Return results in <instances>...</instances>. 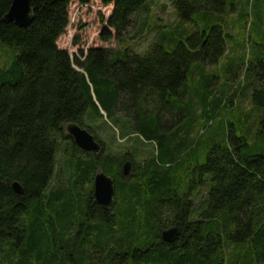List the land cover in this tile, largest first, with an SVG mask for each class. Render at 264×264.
Wrapping results in <instances>:
<instances>
[{
	"label": "trees",
	"instance_id": "obj_1",
	"mask_svg": "<svg viewBox=\"0 0 264 264\" xmlns=\"http://www.w3.org/2000/svg\"><path fill=\"white\" fill-rule=\"evenodd\" d=\"M101 1L114 9L100 39L123 47L73 59L58 45L72 0H31L27 27L0 0V264H264V0H169L177 20L143 53L126 34L135 16L147 28L152 0ZM105 117L156 153L139 163L101 140L87 153L65 135L75 123L98 139ZM99 170L110 210L94 200Z\"/></svg>",
	"mask_w": 264,
	"mask_h": 264
},
{
	"label": "rangeland",
	"instance_id": "obj_2",
	"mask_svg": "<svg viewBox=\"0 0 264 264\" xmlns=\"http://www.w3.org/2000/svg\"><path fill=\"white\" fill-rule=\"evenodd\" d=\"M152 13L148 26L141 33H137L140 24L137 22V17H134V24L129 28L126 38L129 46V52L143 53L147 50L150 43L154 40L159 25L171 23L177 20L173 6L169 0H152ZM113 5H104L101 0H92L91 3L80 5L78 0H72L69 8L70 23L66 32L60 37L58 45L61 49L67 50L71 57L80 56L79 49L112 47L119 49L123 44L119 43L115 37H112L108 42H103L100 39L101 33L105 28H108L106 20L110 18L113 13ZM114 34V30L110 29ZM210 74L216 72L218 69L211 67ZM244 68L238 71L233 82L236 92L239 91L238 86H244ZM219 73V72H218ZM215 87L222 83V79L215 80ZM239 86V87H240ZM238 94V93H237ZM235 94V95H237ZM240 96V95H239ZM238 96L234 97L235 104H238ZM248 102H243V108L247 109ZM124 125H128V121H123ZM123 125V126H124ZM123 126L118 119L107 117L98 119L94 125V132L99 140H101L106 147L107 153H117L120 151L131 152L137 156L136 161L142 163L146 157L152 156L156 153L154 144H146V141H138L136 137H131L129 141H125L121 137ZM65 135L67 133L66 127L64 129ZM200 132V129H199ZM196 134V133H195ZM195 134H193L195 136ZM207 139L206 135L203 140ZM66 144L63 143L62 149ZM60 163L63 160V151L59 153ZM206 191V190H204Z\"/></svg>",
	"mask_w": 264,
	"mask_h": 264
},
{
	"label": "water",
	"instance_id": "obj_3",
	"mask_svg": "<svg viewBox=\"0 0 264 264\" xmlns=\"http://www.w3.org/2000/svg\"><path fill=\"white\" fill-rule=\"evenodd\" d=\"M34 10L31 0H13L12 5L5 15L7 22H14L20 27H27L33 21ZM78 71H81L77 68ZM103 115L106 113L102 110ZM67 133L72 137L75 144L87 153L99 154L102 151V145L96 140L95 136L87 129L78 124L71 123L66 127ZM131 169V162L127 161L123 166L124 175H128ZM14 191L23 194V188L20 183L15 182L12 185ZM115 183L112 177L103 170H99L94 178V200L97 204L106 210H110L115 202ZM183 230L181 222L165 229L162 232V239L167 243H174L179 238Z\"/></svg>",
	"mask_w": 264,
	"mask_h": 264
},
{
	"label": "flooded vegetation",
	"instance_id": "obj_4",
	"mask_svg": "<svg viewBox=\"0 0 264 264\" xmlns=\"http://www.w3.org/2000/svg\"><path fill=\"white\" fill-rule=\"evenodd\" d=\"M97 141H99L100 143H101V145H102V149H103V144H102V142L99 140V139H96ZM127 162V161H126Z\"/></svg>",
	"mask_w": 264,
	"mask_h": 264
}]
</instances>
